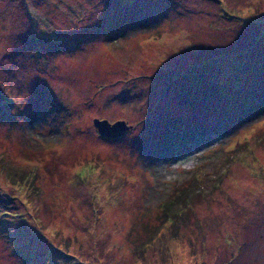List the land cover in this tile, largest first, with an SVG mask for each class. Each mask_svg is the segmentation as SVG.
<instances>
[{
  "label": "rangeland",
  "instance_id": "1",
  "mask_svg": "<svg viewBox=\"0 0 264 264\" xmlns=\"http://www.w3.org/2000/svg\"><path fill=\"white\" fill-rule=\"evenodd\" d=\"M0 264H264V0H0Z\"/></svg>",
  "mask_w": 264,
  "mask_h": 264
},
{
  "label": "water",
  "instance_id": "2",
  "mask_svg": "<svg viewBox=\"0 0 264 264\" xmlns=\"http://www.w3.org/2000/svg\"><path fill=\"white\" fill-rule=\"evenodd\" d=\"M92 122L98 133L106 136H116L129 126L123 118L109 121L105 117L93 116Z\"/></svg>",
  "mask_w": 264,
  "mask_h": 264
}]
</instances>
